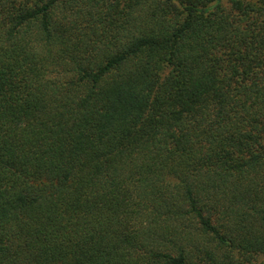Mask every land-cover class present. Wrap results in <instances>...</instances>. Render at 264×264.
<instances>
[{
  "label": "trees",
  "instance_id": "1",
  "mask_svg": "<svg viewBox=\"0 0 264 264\" xmlns=\"http://www.w3.org/2000/svg\"><path fill=\"white\" fill-rule=\"evenodd\" d=\"M0 264H264V0H0Z\"/></svg>",
  "mask_w": 264,
  "mask_h": 264
}]
</instances>
